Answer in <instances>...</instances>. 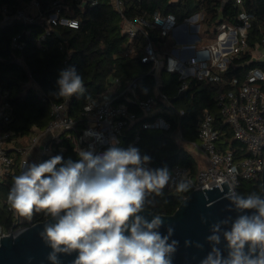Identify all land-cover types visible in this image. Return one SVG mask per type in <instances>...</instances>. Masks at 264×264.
I'll use <instances>...</instances> for the list:
<instances>
[{
	"label": "built area",
	"instance_id": "2783aa9c",
	"mask_svg": "<svg viewBox=\"0 0 264 264\" xmlns=\"http://www.w3.org/2000/svg\"><path fill=\"white\" fill-rule=\"evenodd\" d=\"M112 1L114 9L123 15L124 1ZM229 1L222 0L224 4ZM235 1L241 8L237 23L221 22L209 32L203 27V12H197L183 21H178L174 14L160 12H142L132 19L125 18L123 33L130 43L127 54L134 55L137 49L143 50L141 60L151 65L150 73L155 80L153 94L141 98L138 95L137 78L123 83L121 78L111 76L107 90L100 98L86 102L80 118L71 114L74 95L65 97L62 103L52 104L51 121L43 130L34 129L27 146H19L20 138H15L14 133L7 128L12 121L13 109L9 101L11 92L0 85V177L15 176L16 173L18 176L27 171L29 165L41 164L44 157L65 152L66 145L62 143L64 139L72 143L77 155L81 150L92 151L94 155L101 154L115 144L121 148L136 147L143 157L145 153L139 147V131H167L171 127L166 114L175 108L169 95L162 90V73L165 72L177 75L178 95L189 89L192 80H206L217 84L225 82L228 88L218 93L216 101L224 123L230 125L240 146L234 147L224 138L223 130L216 124L215 117L205 112L197 123L198 141L188 142L181 130L177 132L178 142L191 151L200 153L204 158V165L196 176L188 167L174 166L169 170L172 180L160 192H177L176 182L183 180L190 184L192 191L200 188L208 190L216 185L223 191L221 183L227 182L228 187L238 193L237 189L242 182L262 178L264 75L260 74L264 73V69L251 68L242 79L233 77L228 82L224 79L232 61L243 54H250L252 61H264L263 48L258 44L254 48L249 45L252 15L242 8L243 0ZM98 2L99 0H74L65 4L55 0L48 12L42 11L37 0L23 3L17 11L3 7L0 28L14 21L24 25H38L43 29L38 44L43 47L57 27L78 29L80 20L74 15L75 11L97 6ZM157 15L163 19L162 24L156 23ZM169 17L172 19L169 20ZM25 35L21 33L12 39L13 49H25ZM138 38L145 42L138 43ZM60 49L63 51V46ZM64 63L67 64V60ZM19 64L27 69L24 61L19 60ZM31 85L46 101L42 89L33 79ZM131 106L139 108L142 115L132 110ZM183 113L182 111L181 114ZM130 130L133 131L132 135L129 134ZM17 154L20 157L18 164ZM143 166L153 169L150 159ZM157 197V193L146 191L143 206L155 207ZM8 211L14 216L15 224L8 229L0 225L1 239L11 234L16 235L27 227L20 226L24 225L21 215L11 205Z\"/></svg>",
	"mask_w": 264,
	"mask_h": 264
},
{
	"label": "trees",
	"instance_id": "16d2710c",
	"mask_svg": "<svg viewBox=\"0 0 264 264\" xmlns=\"http://www.w3.org/2000/svg\"><path fill=\"white\" fill-rule=\"evenodd\" d=\"M33 0H0V17L3 7L17 11L23 3ZM42 11L48 12L55 0H37ZM70 4L74 0H60ZM123 15L118 13L112 0H99L97 6L76 10L74 15L80 20L78 29L57 27L49 36L43 47L38 44V38L43 29L38 25H24L19 21L0 28V85L9 89V101L12 105V121L7 128L15 138H28L35 128L45 129L51 121L52 104H59L65 100L56 98L53 93L58 90L56 84L61 70L75 67L81 74L86 92L83 95L74 94L72 98L71 114L80 118L84 105L90 99L100 98L109 87L111 76L121 78L123 83L138 79V95L147 98L153 94L155 80L150 73L151 65L143 63L142 49H137L134 55H128L130 45L127 35L123 33L124 19H132L142 12L174 14L178 21L197 12H203V27L209 32L221 22L237 23L240 6L235 0L223 3L222 0H123ZM243 9L252 15V27L249 32V45L254 48L257 44L264 48V0H243ZM28 34H27V33ZM25 33L26 47L23 51L12 48V39ZM144 39L138 38V43ZM136 45V44H135ZM63 46V51L60 49ZM250 54H243L234 59L229 69L224 74L226 82L233 77L244 78L251 68L264 69V61H252ZM19 60L26 64L25 69ZM67 60V64H65ZM244 64V65H243ZM31 75V76H30ZM168 75V77H166ZM32 79L42 89L46 101L31 85ZM162 90L169 95L175 109L166 117L171 122L170 130L141 129L139 131V147L150 158L153 169H172L176 165L188 167L196 176L201 169L197 156L187 146L177 140V132L182 131L188 142L198 141L197 123L205 112L212 114L216 124L223 130L224 138L229 140L234 147H239L230 125L224 123L220 106L216 96L221 90L228 88L227 84L212 83L209 81L192 80L190 87L182 94H177L179 81L174 73H162ZM140 116L142 111L131 106ZM184 112L181 114V112ZM132 135L133 131L130 130ZM66 151L57 153L63 157L62 163L69 159L77 161L72 143L64 139ZM19 146L24 147L23 141ZM44 157L43 162L53 158ZM16 155V162H19ZM42 162V163H43ZM59 167V165L57 166ZM17 174V173H16ZM15 174V176H16ZM14 175L0 177V225L4 229L14 226L15 218L8 211L11 205L8 202V193L14 183ZM243 196L262 191V178L242 182L237 189ZM192 193L190 187L186 192H160L155 207L143 206L159 215H173L183 200ZM51 215L44 210H33L31 221L28 225L44 222ZM20 225V226H28Z\"/></svg>",
	"mask_w": 264,
	"mask_h": 264
},
{
	"label": "clouds",
	"instance_id": "9594fccd",
	"mask_svg": "<svg viewBox=\"0 0 264 264\" xmlns=\"http://www.w3.org/2000/svg\"><path fill=\"white\" fill-rule=\"evenodd\" d=\"M156 23H163L158 15ZM56 84V98L86 92L75 67L61 70ZM78 157L75 162L69 159L62 163L63 157L56 155L39 165H29L27 171L14 177L7 197L20 215L31 216L35 209L56 219L55 224H46L41 233L53 250L48 256L52 264H58L57 253L73 251L78 253L74 264H171L177 244L168 243L172 229L162 236L158 231L164 223L161 216L149 221L138 214L146 191L159 195L170 183L169 170L145 168L150 158L142 157L132 146L113 144L97 155L81 150ZM189 188L190 184L183 180L176 182L178 192ZM226 198L237 209H255L256 213L240 215L231 230L224 233L230 249L228 259L222 260L214 248L201 264H264V199L256 193L244 198L231 187ZM218 229L219 225H215L213 232ZM209 240L219 242L217 235ZM246 244L250 252L259 247L260 254L255 258L246 255Z\"/></svg>",
	"mask_w": 264,
	"mask_h": 264
},
{
	"label": "water",
	"instance_id": "95a60500",
	"mask_svg": "<svg viewBox=\"0 0 264 264\" xmlns=\"http://www.w3.org/2000/svg\"><path fill=\"white\" fill-rule=\"evenodd\" d=\"M221 185L223 191L217 185L208 190L200 188L192 191L173 215H159L147 208H142L138 213L149 221L154 216H161L164 223L158 231L162 236L168 235V229H172L168 243L176 241L177 244L175 251L171 254V264H201V261L212 253L214 248L219 250L222 260L228 259L230 249L224 233L231 230L233 222L240 215L251 216L256 213V210L237 209L232 201L226 198L229 192L227 182ZM259 196L264 199V170L262 191ZM243 197L247 198V196ZM55 223L56 219L50 216L44 222L25 227L16 235L11 234L0 238V264H52L48 256L53 250L42 238L41 233L46 224ZM215 225H219V229L214 233ZM125 234L128 235L127 232ZM212 235L218 236V243L209 240ZM244 252L255 258L260 254L261 249L257 247L250 252L249 245L246 244ZM56 255L58 264H74L78 253L76 251L59 252Z\"/></svg>",
	"mask_w": 264,
	"mask_h": 264
},
{
	"label": "crops",
	"instance_id": "0c3cea01",
	"mask_svg": "<svg viewBox=\"0 0 264 264\" xmlns=\"http://www.w3.org/2000/svg\"><path fill=\"white\" fill-rule=\"evenodd\" d=\"M30 138H31V135L28 138H25V139H21L20 138L19 142L23 141L25 146H27L29 144V142H30ZM194 153L197 156L198 161H199V163H200V165L202 167L204 165V158L202 157V155L200 153H198V152H194ZM21 218H22V222H23L24 225H28L30 223V221H31V216H23V215H21Z\"/></svg>",
	"mask_w": 264,
	"mask_h": 264
},
{
	"label": "rangeland",
	"instance_id": "374dc122",
	"mask_svg": "<svg viewBox=\"0 0 264 264\" xmlns=\"http://www.w3.org/2000/svg\"><path fill=\"white\" fill-rule=\"evenodd\" d=\"M201 36L203 37V31H202V33H201ZM197 47H198V45H197ZM263 50H264V48H263ZM166 77H168V75H167Z\"/></svg>",
	"mask_w": 264,
	"mask_h": 264
}]
</instances>
